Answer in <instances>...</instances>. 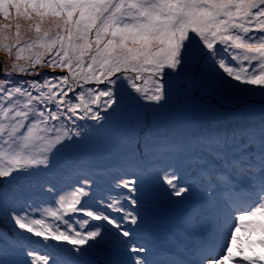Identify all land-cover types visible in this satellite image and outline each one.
<instances>
[{"label": "snow or ice", "instance_id": "1", "mask_svg": "<svg viewBox=\"0 0 264 264\" xmlns=\"http://www.w3.org/2000/svg\"><path fill=\"white\" fill-rule=\"evenodd\" d=\"M0 18V51L11 60L0 79V178L10 186L0 191V218L21 230L13 247L21 264H80L89 250H104L103 222L130 243L124 222H138L136 172H118L133 179H119L118 194L99 199L81 169L47 178L61 152L94 136L108 141L106 125L125 115V97L162 107L171 99L164 78L182 72L210 94L264 96V0H0ZM22 21L34 35L25 39ZM144 149L154 157L179 152L206 185L197 242L183 246L191 258L174 253L173 264H264V252L244 255L238 243L241 230L264 237V121L179 141L149 136ZM168 169L160 170L171 195L191 191L177 167ZM255 243L264 247V238ZM127 251L134 264H159L144 246Z\"/></svg>", "mask_w": 264, "mask_h": 264}, {"label": "rangeland", "instance_id": "2", "mask_svg": "<svg viewBox=\"0 0 264 264\" xmlns=\"http://www.w3.org/2000/svg\"><path fill=\"white\" fill-rule=\"evenodd\" d=\"M2 19V18H0ZM21 23H24L23 21ZM26 24V23H24ZM27 25V24H26ZM22 35H24L25 39L28 38L29 35H34V33H28L27 32V26L22 28ZM13 54H15V49L13 50ZM22 55H27V53H23ZM4 61H7L9 64L11 63V60L8 58V56L3 52L0 51V63H1V70H0V79H3V71H4ZM19 63L23 64L25 63V61H19ZM41 71L52 75L54 74L50 69L48 68H44ZM166 71H171V70H166ZM60 71H56L55 74H60ZM186 75V73H181L180 76H184ZM13 79L15 80H35V79H40V77L37 76H25V75H20V76H15L13 77ZM166 80L169 81L170 83V87H171V95L176 98L178 91L177 88L179 85V82L177 81V79L175 78V74H173L172 77H166ZM233 83H236V81H234ZM92 86V85H90ZM196 96V95H195ZM184 99H194L193 95L190 96H182ZM251 99H255V100H251ZM264 100V96H261L258 92H253V93H249L248 94V100L244 101L241 105L239 106H244L245 107V112H249V113H253L252 112V108L255 107L259 101H263ZM141 105H145L144 107H137L135 104L133 105V109L131 107H129L128 105L124 104V109H125V115L122 118H113L107 125H106V130L107 132L110 133V135H112L113 137L116 135L118 136L119 133L115 132L114 128L112 127V124L114 122H117L119 124H122L124 126H126L124 128L125 132L128 134H132L135 135V133L138 130H142V132H140V136H139V141H141V143L138 146H132L130 149H126L124 151H118L119 154H124L122 156L124 159H120V160H116L114 161V163H108L107 166H102L106 168V173L102 179V187L99 190H95L93 188L92 185H89L92 193H94L97 196L101 195H108L109 193L116 196L119 192L118 189H116L115 184H116V180L114 181V184H109L110 188H108L106 186V182L107 179L113 176H117L118 172H133L135 169H131L127 166H125V168L123 167L124 163L126 161H129V163L132 162V156L133 155H139L141 156V158L144 159L145 162H147L148 164H152V161L157 162L160 161V164L158 165H152L154 169L156 168H164L167 167L169 165L171 166H175L178 168V170L180 169V165H184L186 167V160L184 158H182L181 155H179V152H177V155H173V156H157L154 157L152 155H143V153L145 152L144 149V142L145 139L147 137H152V138H156L157 134L160 135L161 138H173V139H177V141H179L182 137L185 136H189V135H199V131L202 130V127H193L190 125H180V126H176L173 124H169L171 125L174 130H170L167 131V128L165 127H161L159 129H157V127L152 125V122L156 119V112H153V108L155 107V105H146V102L144 101H140ZM256 104V105H255ZM196 109L198 111L203 110V104L200 103L199 105H197ZM163 111V110H162ZM261 112H263L261 110ZM158 114H160V112H158ZM142 117H146L148 123L150 124V126L148 128V125H145V127H143L142 124H145L141 118ZM250 121V123H249ZM261 121H264V119H260L258 117H254V121L252 118L243 122H240L238 124H227V125H220L217 127H211L213 131H211L210 133H221V132H231L234 129L240 128L241 126H247L250 124H259ZM117 131V130H116ZM139 135V134H138ZM109 144V142H108ZM110 145V144H109ZM67 150L61 152L60 154H58L57 157L54 158V162H53V167L51 169L48 170V174L47 176L49 177V179H51V176L56 178V176L60 175L63 170L61 169V167L58 165L59 163H61V166H65L66 162H61V157L62 155L66 152ZM111 151V149L109 148H104L103 149V154L104 155H108L109 152ZM113 157V156H112ZM106 158H104L102 161L106 163ZM98 166V165H97ZM100 167V166H98ZM137 170V169H136ZM90 172V167H88L87 170V174H89ZM142 172L143 176L145 177L146 175H149L150 177H155L153 176L150 170H148L147 168H142V170L140 171ZM193 173H198V171H193L191 173V177L190 175H185L186 177H188V179L183 175L180 176V183H184L185 185H197L202 183V179L199 175H195L193 176ZM99 173H96V176H98ZM120 176V175H118ZM117 176V179H118ZM131 176V175H129ZM162 178V177H161ZM161 178H155V179H161ZM8 180L9 178L5 177V178H0V191H5L8 190L10 188L9 184H8ZM190 180V181H189ZM195 182L194 183H191ZM26 187V186H25ZM124 191V190H122ZM172 198V199H170ZM177 196L171 195V193H169L167 196H163V195H159L157 200L162 201L161 204H164V207L168 208L169 206L173 205V204H178V200H177ZM205 198V197H204ZM42 207H45L44 205H42ZM195 209V213H193L191 216H196L192 219V222L195 224H198V222H201L200 219V215H201V210L198 208H194ZM36 218H39V215L37 214ZM49 223H55L53 222L50 218H47ZM168 217L165 216L164 220H167ZM12 231H16L17 234L20 233L21 230L19 229H15L14 225L12 222H10L8 220V217L5 215L3 218H0V249L4 248L7 251V247H6V243L3 241H6L7 243H10V245L12 246V249L15 245V239H17V236L13 234ZM24 235L26 237L31 236V234L28 233H24ZM186 235V234H184ZM33 238V237H32ZM184 240H180V244L182 245V247L184 246ZM190 245H195L194 241H191L189 243ZM10 252H12L14 255H17L18 253H20L19 249L15 252V250H10ZM0 260H3L0 258ZM172 261V260H170ZM6 264H8V261H6Z\"/></svg>", "mask_w": 264, "mask_h": 264}, {"label": "trees", "instance_id": "3", "mask_svg": "<svg viewBox=\"0 0 264 264\" xmlns=\"http://www.w3.org/2000/svg\"><path fill=\"white\" fill-rule=\"evenodd\" d=\"M56 71H60L56 69ZM66 72H61L60 75H64ZM166 80V77L164 78ZM234 82V81H233ZM237 83V82H236ZM100 87H104V85H100ZM248 100V94L242 97L234 96V95H226V94H215V93H207L203 90V92L197 96V100L190 101L186 103H180L176 98L171 95V99L163 104L162 107L155 106L156 109V119L152 122V124H158L160 122L163 124H173L175 120H167L170 116L181 117L183 120L189 119L190 123L195 124L196 121L201 122H225V121H233V122H243L249 119L254 118V116H260V112L264 109V100L259 101V103L252 108L253 113L245 112L244 106L241 105L244 101ZM255 100V99H251ZM124 102L128 103L126 105L130 106L133 109V105L129 104L131 101L128 100L127 97L124 98ZM163 103V102H162ZM200 103L203 104V110L198 111L196 109L197 105ZM163 110V111H162ZM160 112V114H158ZM216 115H221L223 118H219ZM254 115V116H253ZM222 120V121H221ZM191 198L195 201H198V194L196 191L191 189L188 193H186V199ZM240 246V243H239Z\"/></svg>", "mask_w": 264, "mask_h": 264}, {"label": "bare ground", "instance_id": "4", "mask_svg": "<svg viewBox=\"0 0 264 264\" xmlns=\"http://www.w3.org/2000/svg\"><path fill=\"white\" fill-rule=\"evenodd\" d=\"M21 24H22V28H23V26L24 27L27 26L24 23H21ZM22 28H21V31H22ZM246 64H247V62H245V65ZM176 78L179 81V84H180V93L183 96L191 95L194 92V89L196 87V84L194 82L191 85L189 84V80L191 79L190 77H188L187 75H185L184 77H180L179 76V77H176ZM245 87L257 88L259 86H245ZM251 121H252V119H251ZM249 123H250V121H249ZM227 124H238V123L237 122H233V121H225V122H214V121L201 122V121H196V123L193 124V123H190L188 121L183 120L181 117L176 118L175 123H174V125H176V126H180V125H190V126H193V127H202V130L198 132L199 134L210 133L211 131H213L211 127H217V126H220V125H227ZM114 126H116L118 128H121L122 133H125L124 128L126 126L119 127V126H117L115 124H112V127H114ZM163 126H169V125L163 124V125H161L158 128H161ZM140 132H142V130H138L135 133V135H134L135 140H138V138H139L138 137L139 136L138 134H140ZM159 134H157V137L161 138ZM114 138H115V140H118L119 141V139L116 136H114ZM165 138L166 137L161 138V139H165ZM143 155H146V153L144 152ZM104 158H106V159L108 158L110 160L112 157L111 156H109V157H104V156L100 157V159H104ZM131 158H132V162L129 163V161H126L123 164L124 165L123 166L124 168H125V166H127V167H129L131 169L142 170V168L145 167V168H147L148 170H150L152 172L151 174L153 176H155L157 178L163 177V171H161L160 168L154 169L153 166H152V165H158V164H160V161H157V162L152 161V164H148L139 155H133ZM122 159H124V158H122ZM66 164L71 165L73 168H78L79 169V165L77 163H74V162H66ZM180 166L181 167L179 169V176H183V175L185 176V175L191 174L193 171H195V172L197 171V169L194 166H190V161H188V160H186V167L184 165H180ZM64 168L67 169V170H71V168H69L68 166H64ZM162 169L169 170L167 167H164ZM195 175H199V173H193V176H195ZM47 178L49 179L48 176H47ZM186 178L188 179V177H186ZM51 179L53 181H55V178L52 177V176H51ZM119 179H132V176H129V175H120V176H118V179H116V183L118 182ZM114 181L115 180L112 177L108 178L107 179V182H106V186L108 188H110L109 184H114ZM191 183H194L195 184V182H192V181H191ZM197 185L202 186V184H197ZM204 186H206V185H204ZM204 186H202V187H204ZM147 195H148V193H146L144 190H139V192L137 194V199H139V197H145ZM251 219L259 220L260 217L259 216L252 217Z\"/></svg>", "mask_w": 264, "mask_h": 264}, {"label": "water", "instance_id": "5", "mask_svg": "<svg viewBox=\"0 0 264 264\" xmlns=\"http://www.w3.org/2000/svg\"><path fill=\"white\" fill-rule=\"evenodd\" d=\"M187 75V74H186ZM180 76V75H179ZM179 76H176L175 75V78L176 77H179ZM185 76V75H184ZM184 76H180V77H184ZM177 79V78H176ZM178 81V80H177ZM179 82V81H178ZM196 84V83H195ZM180 85V84H179ZM200 90H201V85H197L196 84V87H195V89H194V92L191 94V95H193L194 97H195V95L197 96L198 94H199V92H200ZM177 91H178V93H179V96H180V99L182 100V101H187L188 99H184L182 96V94L180 93V86H178V88H177ZM188 96H190V95H188Z\"/></svg>", "mask_w": 264, "mask_h": 264}, {"label": "clouds", "instance_id": "6", "mask_svg": "<svg viewBox=\"0 0 264 264\" xmlns=\"http://www.w3.org/2000/svg\"><path fill=\"white\" fill-rule=\"evenodd\" d=\"M177 99H178V101H179L180 103L188 102V100H187V101H182V100L180 99L179 93L177 94Z\"/></svg>", "mask_w": 264, "mask_h": 264}]
</instances>
